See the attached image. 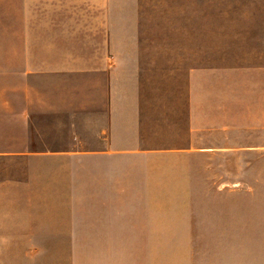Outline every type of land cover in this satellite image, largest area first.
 Wrapping results in <instances>:
<instances>
[{
  "label": "crops",
  "instance_id": "crops-1",
  "mask_svg": "<svg viewBox=\"0 0 264 264\" xmlns=\"http://www.w3.org/2000/svg\"><path fill=\"white\" fill-rule=\"evenodd\" d=\"M0 85L1 159L111 175L172 152L181 179L264 190V0H0ZM167 85L184 122L156 147ZM190 212L207 264H264V204ZM17 232L0 224V264L5 246L36 243Z\"/></svg>",
  "mask_w": 264,
  "mask_h": 264
},
{
  "label": "rangeland",
  "instance_id": "rangeland-1",
  "mask_svg": "<svg viewBox=\"0 0 264 264\" xmlns=\"http://www.w3.org/2000/svg\"><path fill=\"white\" fill-rule=\"evenodd\" d=\"M5 86L0 94L8 95ZM166 88L165 117L151 112L156 147L171 145L173 125L184 122L173 108L184 100L181 86ZM7 120L0 116V130ZM163 125L165 132L157 133ZM153 156H136L111 175L94 165L29 166L0 158V224L36 240L5 246L6 263L207 264L205 245L191 244L188 236L204 213L191 208L264 204V190L251 195L249 184L238 189L232 182L184 180L175 175L172 152Z\"/></svg>",
  "mask_w": 264,
  "mask_h": 264
}]
</instances>
